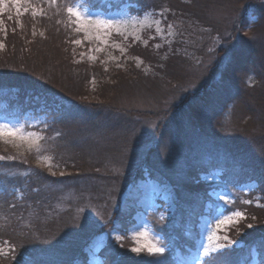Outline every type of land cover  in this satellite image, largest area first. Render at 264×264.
Here are the masks:
<instances>
[{
    "label": "rangeland",
    "instance_id": "374dc122",
    "mask_svg": "<svg viewBox=\"0 0 264 264\" xmlns=\"http://www.w3.org/2000/svg\"><path fill=\"white\" fill-rule=\"evenodd\" d=\"M57 1L52 3V0H18V3H13V0H5V5L0 6V21H2L0 23V44L4 45V47L0 48V51L6 54V52H9V47L16 46L19 41V43H27V41L36 40L34 43L37 46L35 47L34 45V48L39 50V55L43 54L40 57L45 58L47 55L57 57L58 66L61 65L60 68L55 69L56 71L51 72V70L49 74H53L57 83H65L66 81L68 82L70 77L69 71L72 65L76 63L91 65L99 63L115 72L116 69H123L125 62L133 61L137 68L142 71H149L151 70L150 65L144 64L143 59L131 56V48L133 46L139 44L144 48H151L149 50H161L167 46L168 51H172V39L175 35L179 37L184 34L183 36L185 37L187 32L193 33L194 30L198 31V28H202L200 30L205 36L207 43L201 47L205 55L199 57L196 55L194 57L189 56L192 62L189 61V64H187L189 73L186 88L175 91L173 93L174 97H179L169 102L177 105H184L186 101L190 102L193 105L188 107L191 110V115H195V104H198L199 107L204 105L195 102L192 94L199 88L200 91L203 90V87L209 88L211 83L213 85L216 80L224 77V75L230 76L233 66L228 65V61L232 56L233 48L245 41L255 42L254 35H248L245 26L254 24L259 13L264 17V0H252L253 2L245 6L242 4V0L223 1L220 7H215L211 11L213 20L220 23L219 28L216 26H205L203 23L198 24L193 15H188L187 17L180 14L178 10L171 11L170 2L167 0L153 3L148 9L139 7L130 0H112L111 3L99 7L91 6L88 2L89 0H66L67 22L74 33L72 41L65 38L60 39V31L52 32L51 34L45 32L42 28L26 30L27 27L22 25V19L25 16H29L32 21H35V19H45L49 10L56 14L55 5L58 3ZM227 1L231 3L229 4ZM232 2L236 3V5L232 4ZM70 6H79L82 12L91 13L93 19L100 18L123 22L120 33H117L115 29H97L95 27L89 28L88 33L84 31L77 32L76 28L78 25L74 22L75 17H70L67 13V7ZM25 9H27L26 12L24 11ZM33 12L36 13L35 16H33ZM86 34L89 36L88 39H85ZM8 36L12 37V43L9 45L7 43ZM27 37L30 39L27 40ZM77 39L81 40L80 44L74 43ZM17 40L18 42H16ZM53 48H55V51ZM195 50L196 54L199 55L198 48ZM35 89H26V91L33 94L36 92ZM6 90L7 88L0 89V125L19 128L23 133H33L35 136L30 138L29 141L15 140L12 143L7 142L12 139L11 137L0 138V141L9 144L12 147L11 151L15 147L23 149L38 147L45 141L46 129L52 123V113L56 111L58 104H52L42 99L39 100L37 96H34V100H26L30 107H27L26 104L22 108H16L14 101L16 96L20 95L19 89L13 88L9 93ZM179 92L182 93L179 94ZM136 93L139 92H133L132 94ZM91 98L95 101L97 96L95 98L92 96ZM136 98L138 97L136 96ZM122 101L124 104L127 103L124 99ZM140 102H142V98L139 101L132 100L130 104H125V107L134 108L135 113L139 117L140 115L143 116L144 122H146V129L149 132L159 129V124H168V115L164 119L159 117L162 123L158 122L156 121L158 119H155L154 115H152L153 111H156L154 107L144 106ZM205 104L207 105V102ZM179 107L183 106H174L171 111L177 110ZM210 108L214 112L218 111L217 108L211 105ZM217 113L214 115V123H217L219 119L220 125L218 127L213 125L212 128L218 135L212 137L215 138L211 144H207L208 141L204 142L207 147L212 146L215 149L225 148L228 151L226 148L227 143H221L227 142L224 138L226 135H230L233 140H240L241 138L246 139L247 133L244 132V129L241 130L243 122L233 126L231 125L233 122L227 125V118L225 117L222 121L223 116H217ZM159 114H162V112L155 113V116ZM229 114L230 112H228ZM176 118L177 120L175 121ZM248 123L250 124V122ZM248 123L244 124V126ZM169 124L172 125L170 131H173L177 129L174 125L183 128L188 127L190 123L181 114H177L172 119V123L170 121ZM189 128H191V125ZM199 134L206 139V134ZM149 136L148 140L139 141L134 154L139 155V157L132 161L131 166H133V169L124 175L122 181L126 179L123 182L120 181L122 183L117 186L116 191L115 189L113 190L115 195H110L109 199L106 198L101 205L93 204L90 201L92 198L90 193L84 188L85 186H82L79 182L77 184L71 182L72 180L69 177L77 174L74 169L71 171V169L66 168L53 155H48L47 152L41 153L34 170L45 171L44 173L49 179H57L56 182L59 181L64 185L63 188L55 187L57 188V200L51 212L54 213L55 211L60 219L67 220L68 223L65 224L69 226L75 225L76 229L72 233L73 243L79 244L78 246L85 256L82 259H72L71 255L67 256L70 249L52 247V252L44 250L34 255L23 253V257L20 258L22 264H59L60 261L65 258L68 260L70 257V264H105L107 261L106 256L109 252H112V255L115 254L116 257L111 258L117 264H119V261L120 264L129 263L133 258L144 264L152 257L146 253L138 256L131 249L139 244L147 243H159L164 246L165 253L163 255L173 253L172 257L177 262H174L175 264H203L205 260L210 259H215L216 264H264V251L260 253L252 246L249 254L245 257L244 255L242 257V252L239 251L245 247L244 240L247 238L243 226L250 231L255 230L251 233V236L264 234V225L259 229L255 228L258 227L254 224L256 218L251 216L253 221L250 222L246 209V206L250 205L258 208L264 206L263 195L258 191L257 182L253 180H229L222 170L218 168L210 171L194 170L197 168L195 163L200 160L204 161L206 155H201L197 159L195 154L198 151L193 148L187 150L185 160H179L174 170L162 175L156 172L152 174L140 160L148 155L155 158V152L162 151L163 147L158 144L155 145L156 140L151 137L152 135L149 134ZM36 137H42V139L36 141ZM32 141L36 142L30 148L29 143ZM204 150H207V148ZM192 155L194 157L190 159ZM0 156L11 158L9 153L0 154ZM17 157H21V155H13V159ZM156 159L163 162L164 153L162 157H157ZM3 164H7V162H3ZM151 167L156 166L151 165ZM21 175L23 178L26 177V174ZM183 181H191L192 185L185 184ZM15 184L11 185L8 193L5 191L6 189L3 187L2 182H0V196L8 194L17 201L22 199V189L26 187L22 188ZM181 184H183L182 188ZM179 192L182 197H185L186 202L185 205L178 209L176 194ZM249 200L252 201L250 204L245 203V201ZM6 202L8 203L9 200ZM18 207V204L15 208L13 204H9L10 209L14 208L11 212L17 216L16 220H20L21 215ZM32 210L30 208L29 213ZM236 211L245 213L244 219L239 220L238 223L239 218L234 215ZM120 212L122 213L123 222L117 224V217ZM8 215L11 216V214ZM21 220L25 224L26 222L28 223L29 219L26 218L25 214L21 217ZM221 220L224 223L217 227L218 221ZM8 222L10 226L16 223L13 218L10 221V217H5L4 213H2L0 215V223L5 226V229H8ZM249 224L253 225L254 228H249ZM68 225L65 226L69 227ZM22 227L26 228L25 225ZM140 233H145V235L141 236ZM38 236L39 234L37 235V232L32 230L30 238L37 239L39 238ZM62 236L64 235H61L60 231L55 233L52 235L53 242H57L55 240H60ZM118 236L122 239L117 240ZM210 236L212 237L211 241H209ZM225 237H227V240ZM217 244L222 247L212 252L211 257L202 255L204 247L215 248ZM56 245L60 246L61 244L57 243ZM20 247L18 249L22 252L31 248V245L27 248ZM13 249L14 251H12ZM16 252L17 247L8 238L0 237V262L8 256L13 257ZM225 252L233 254L229 256V259L232 260L224 261L223 258H216ZM19 255L20 253H18L17 257ZM224 257L228 259L225 255ZM9 259H11L10 264H17V260ZM171 262L173 261L171 260Z\"/></svg>",
    "mask_w": 264,
    "mask_h": 264
},
{
    "label": "trees",
    "instance_id": "16d2710c",
    "mask_svg": "<svg viewBox=\"0 0 264 264\" xmlns=\"http://www.w3.org/2000/svg\"><path fill=\"white\" fill-rule=\"evenodd\" d=\"M111 1L89 0L88 2L93 7H99L109 4ZM130 1L139 7L148 9L153 3L163 0ZM167 1L170 2L171 11L178 10L180 14L187 17L193 15L198 24L203 23L205 26H216L217 28L220 26L219 22L213 20L211 11L215 7H220V4L225 0ZM57 2L55 5L56 14L49 10L45 19L40 18L35 19V21H32L29 16H25L22 19V25H25L28 31L31 28H42L45 32L51 34L60 31V39L65 38L72 41L74 33L67 22L66 0L61 2L58 0ZM250 2L253 1L242 0L244 6ZM232 4L236 5L233 2ZM261 24H264V17L259 13L254 24L245 26L248 35H254L255 42L245 41L233 48L232 56L228 61V65L233 66L230 76L224 75V77L216 80L213 85L211 83L209 88L203 87L202 91L199 88L192 94L195 102L204 104L200 107L195 104V115H191V110L188 109V107L193 106L190 102L186 101L184 105L169 102L179 97H174L173 93L175 91L186 88L189 73L187 64H189V61L192 62L189 56L194 57L196 55L199 57L205 55L201 49L203 45L207 44L205 36L200 30L202 28H198V31L194 30L193 33L187 32L185 37L184 34L179 37L175 35L172 39V45L170 44L173 47L172 51H168L167 46L161 50H149L151 48L148 47L147 49L139 44L133 46L131 56L143 59L144 64L150 65L151 70L149 71H142L137 68L133 61L125 62L123 69H116L115 72L99 63L94 65L76 63L72 65L71 72L69 71L70 77L68 82L65 83H57L53 74H49L51 70L53 72L61 67V65L58 66V58L47 55L49 58L45 56V60L44 57H40L43 54L39 55V50H35L34 41L36 40L33 38L31 39L34 41H27V43H19L20 41L17 40L18 44L9 47V52H6V54L0 51V89L7 88L8 93L13 88L19 89L20 95L18 94L14 101L16 108H22L26 104L27 107H30L26 100H34V96H37L39 100L58 104V108L52 113V123L46 129L45 141L38 147L31 149L15 147L11 151L12 147L9 144L0 141V151H5H1L0 154L9 153L11 156V158L5 156L0 162V182L6 189L5 191L9 193V189L14 183L22 188L26 187L25 189L21 188L23 196L18 201L8 194L0 196V215L4 213L5 217H10V221L11 218L16 221L11 226L8 222V229H5V226L0 223V233H2L0 237L8 238L17 247L14 261L17 260V264L21 262L20 258L23 257V253L34 255L44 250L52 252V247L70 249L67 256L71 255L72 259H82L85 256L78 246L79 244L73 243L72 233L76 229L75 225L65 224L68 223L67 220L60 219L55 211L54 213L51 212L57 200V188L55 187L63 188L64 185L59 181L56 182L57 179H49L44 173L45 171L34 170L35 164L43 152H47L50 156L53 155L60 164L71 169V171L74 169L77 174L69 177L72 180L71 182L76 184L79 182L82 186H85L84 188L91 195L92 200L90 201L93 204L101 205L106 198L109 199L110 195H115L113 190L116 191L117 186L126 179L122 181L124 175L133 169V166H131L132 161L139 157V155H134L137 145L143 139L148 140L150 134L156 140L154 144L163 147L162 151L155 152V158L148 155L140 160L152 174L156 172L162 175L174 170L179 160H185L187 150L193 148L198 151L195 154L197 159L201 155H206L204 161L200 160L195 163L197 168H193L194 170L210 171L218 168L229 180L256 181L258 191L263 195L264 202V37L261 35ZM29 39L27 37V40ZM7 43L8 45L12 43L11 36H8ZM196 48L199 50V55L196 54ZM34 88H36V92L33 94L26 91V89ZM133 92H139L140 94H132ZM181 93L179 92V94ZM179 94L177 93V95ZM92 96L94 98L97 96V99L93 101ZM141 98L142 102L140 104L148 107L153 106L156 110L155 112L152 110V115L155 119H158L156 121L162 123L161 119L168 115V124H159V129L149 132L146 129L143 116L140 115L139 117L134 108L125 107V104H130L132 100L139 101ZM122 99L127 103L124 104ZM205 102H207V105ZM210 105L217 108L219 113L214 112ZM174 106L183 107L171 111ZM160 111L162 114L155 116V113ZM228 112H230L229 115ZM216 113L217 116H223L222 121L225 117L227 118V125L233 122L231 124L233 126L243 122L241 130L244 129V132L247 133V138H241L240 140H233L230 135H226L224 138L227 142L221 143H227L226 148L228 151L225 148L207 147V144H211L215 138L212 137L218 135L212 128L213 125L217 127L220 125L219 119L217 123H214ZM177 114H181L190 124L188 127L183 128L174 125L177 129L170 131L172 125L169 122L172 123V119ZM246 123L248 124L244 126ZM190 125L191 128H189ZM203 128L204 130H202ZM199 133L206 134V139L200 136ZM200 140L203 142L208 141V143L205 144ZM205 148L207 150H204ZM163 153L164 161L160 162L156 158L162 157ZM14 154H20L21 157L13 159ZM193 157L192 155L190 159ZM3 162H7V164H3ZM128 163L130 164L128 165ZM151 165L156 166L157 170L156 167L152 168ZM21 174H26V177L23 178ZM69 178L67 177V179ZM183 182L192 185L191 181ZM183 184H181V188ZM8 200L9 202L12 200L11 203H8L13 204L14 208L18 204L21 215L17 214L20 215V220H16L17 216L11 212L14 208H9V204L6 202ZM176 202L178 209L185 205V197H182L180 192L176 194ZM30 208L33 210L29 213ZM246 209L250 222L253 221L251 216L255 217L256 222L254 224L258 226L255 228H261L264 225V206L258 208L250 205L246 206ZM24 213L26 218L29 219L28 223L25 224L21 220V217L25 215ZM8 214H11V216ZM117 218V224L123 222L121 212ZM23 225L26 228H23ZM252 227L254 228L253 225ZM243 229L246 231L247 238L244 240L245 247L239 250L242 252L241 256H247L252 246L262 253L264 251V234L251 236V233L255 230L250 231L245 226H243ZM23 230L26 231L23 232ZM32 230H35L37 235L39 234V238H30ZM59 231L65 237L62 236L60 240L53 242L52 235ZM57 243L61 245L57 246ZM29 245H31V248L22 252L18 249L20 246L27 248ZM18 253H20L19 257H17ZM111 253L109 252L106 256L107 261L105 264H117L111 258L116 257L115 254L112 255ZM102 255L105 256L104 253ZM172 255L173 253L156 258L152 257L144 264H154V262H158V264H175L177 262ZM230 255L233 254L225 252L216 258L230 261L232 260L229 259ZM10 257L12 256L3 258L0 264H10ZM70 259L65 258L59 264H70ZM121 264L143 263L133 258L129 263Z\"/></svg>",
    "mask_w": 264,
    "mask_h": 264
},
{
    "label": "snow or ice",
    "instance_id": "6c2138e0",
    "mask_svg": "<svg viewBox=\"0 0 264 264\" xmlns=\"http://www.w3.org/2000/svg\"><path fill=\"white\" fill-rule=\"evenodd\" d=\"M56 0H52V3H55ZM13 3H18V0H13ZM5 5V0H0V6ZM25 12L27 9L24 10ZM67 13L69 14L70 17H75L74 22L78 25L76 28L77 32L84 31L85 33H88L89 28L95 27L97 29H115L117 33H120V29L123 26V22L121 21H113V20H105V19H100L96 18L93 19L91 13L88 12H82L80 10V7H67ZM35 12H33V16H35ZM11 19V17H9ZM2 23V21H0ZM260 30H261V35L264 37V24L260 25ZM43 35V33H41ZM89 36L86 34L85 39H88ZM99 39V37H97ZM76 44H80L81 40L77 39L74 41ZM4 47L3 44H0V48ZM35 136L33 133H23L21 129L19 128H10L7 125H0V138H8L11 137L12 139L8 140L7 142L12 143L15 140H20V141H29L30 138ZM39 139H42V137H36V141ZM36 141H32L29 143V147H32V144L35 143ZM5 157L0 156V159H4ZM252 201H245V203L250 204ZM234 215L239 218V220L244 219L245 213L241 211H236L234 212ZM254 218V217H253ZM224 221H218L217 227H219L220 224H223ZM248 227H252L251 224L248 225ZM141 236L145 235V233H140ZM122 239L121 237H117V240ZM227 240V237H225ZM212 240V237H209V241ZM222 246L217 244L215 248H210V247H204L203 248V253L202 255L204 257H211L212 252H215L219 250ZM14 251V249L12 250ZM132 252L136 253L138 256L142 253H146L150 257H159L162 256L165 253V248L159 243L152 244V243H147V244H139L136 247H133L131 249ZM12 259H15V257H10ZM18 264H22V262H18ZM154 264H158V262H154ZM203 264H216L215 259H210V260H205Z\"/></svg>",
    "mask_w": 264,
    "mask_h": 264
}]
</instances>
